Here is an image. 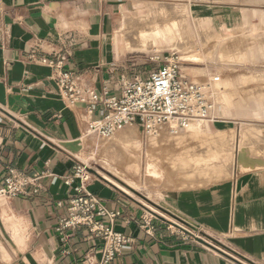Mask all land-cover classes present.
<instances>
[{
  "label": "crops",
  "instance_id": "obj_1",
  "mask_svg": "<svg viewBox=\"0 0 264 264\" xmlns=\"http://www.w3.org/2000/svg\"><path fill=\"white\" fill-rule=\"evenodd\" d=\"M134 1L138 3L132 12L124 8ZM152 2L158 4H142ZM197 3L222 9L226 25L264 27V0H0V186L10 167L32 174L48 163L51 171L36 194L0 203V264H89L85 260L91 254L98 264L101 258L102 240L89 230H76L67 242L55 231L72 194L66 177L73 173L80 118L88 105L73 107L61 98L43 58L71 50L66 68L78 74L81 85L118 95L123 76L145 75L152 69L128 66L129 61L120 65L114 58L115 36L108 37L113 12L120 9L117 34L126 16L162 5L201 10L205 25L215 30L212 10L189 7ZM159 43L141 52L119 45L121 53H148L158 52ZM92 110L94 118L104 113L102 105H93ZM244 113L260 119H209L223 123L217 133L224 137L213 145L205 133L195 136L203 128L197 125L173 136L168 151L173 158L165 167L171 170L145 197L155 195V200L148 199L172 216L264 264V113L250 109L229 115ZM195 137L204 138L202 145L201 141L194 145ZM160 142L155 140L154 150ZM90 190L108 208L122 212L116 228L133 237L108 264H239L103 181H94ZM143 216L151 218L153 235L140 227Z\"/></svg>",
  "mask_w": 264,
  "mask_h": 264
},
{
  "label": "rangeland",
  "instance_id": "obj_2",
  "mask_svg": "<svg viewBox=\"0 0 264 264\" xmlns=\"http://www.w3.org/2000/svg\"><path fill=\"white\" fill-rule=\"evenodd\" d=\"M136 3L138 2L127 3L124 5V8L132 12ZM142 4L152 6L158 3ZM189 7L209 8L212 10L215 17V30H211L208 25H205V21L201 19V10H188L186 7L162 5L157 10L165 11V13L169 14H166L162 18H155L154 16L151 18L148 16V19H153L157 22L154 24V27L158 28L156 35L161 38V32L170 34L175 26H178L179 41L175 39L170 44L157 39V36L151 40L135 42L124 31H121L120 28L117 34L115 28L117 19L120 16V9L115 10L113 18L110 21V34L108 35V37L115 36V48L111 46L115 53H112L114 58L120 61V65L125 61H129L126 62L128 66L131 63V65L140 70L155 69L160 63L159 61L151 60L155 52L137 53L126 50L124 53H121L120 45L123 49L141 52L144 51L143 47L151 48L161 41L162 45H159V51L176 53L181 61V70L182 68L184 70L182 72L185 75L187 74L191 79L197 82L214 83V77L219 78L214 84L217 90L214 94V106L211 113L212 120L225 121L228 118L234 117L260 119L253 114L244 113L238 116H230L229 114L230 111H249L250 109L257 110L262 114L264 113V27L252 24L243 26L238 23L226 25V23H222L221 14L223 10L210 4L197 3L194 6L191 4ZM170 13L173 14L170 15ZM146 14L139 15L138 13H132L130 17L126 16L123 22L131 25L137 19L144 20ZM191 15L197 16L191 18ZM155 30L157 29H151L149 32L154 34ZM186 37H189L190 40L185 43L183 39ZM191 123L190 127H187L183 131L194 129L196 128L194 127L195 125H197V128L203 127L195 136L201 137L200 135L205 133V135L210 137L208 141L210 140L211 145L217 140H222L224 137V135L222 136L217 133V129L223 123H214L209 121V119L193 120ZM164 128L159 137H146L142 130L134 125L125 128L112 138L106 140L89 136L80 141V146L74 152V155L91 169V172L96 176L94 177L96 181H103L114 188H116L114 186L116 185L118 191L129 196L131 195L134 199L143 202L147 207L149 206L148 209L151 207L156 210L150 209L151 211L157 212L159 215H163L169 220L178 223L172 215L164 214L152 202L146 201L140 195L146 196L148 189L160 184L161 182L159 181L166 178V172L171 170L165 167L170 166L169 163L173 158L168 151L172 138L175 140L176 136H169L171 134L166 130L167 127ZM199 137L193 138L195 146L199 141H201L200 145H202L204 138L201 139L202 137ZM155 140L163 142H160V145L158 144L157 150L153 148L157 144H154ZM137 156L140 157L138 163L137 160L133 159V157ZM102 175L108 177L113 182L108 181ZM176 179L177 176H175ZM158 195L161 196L160 194ZM154 196L148 193V198L151 197L155 200ZM180 224L183 225L182 223ZM2 225L4 227L5 223L2 222ZM183 226L197 237L207 240H209L208 237H212L223 243L215 235L203 231L200 232L196 227Z\"/></svg>",
  "mask_w": 264,
  "mask_h": 264
},
{
  "label": "built area",
  "instance_id": "obj_3",
  "mask_svg": "<svg viewBox=\"0 0 264 264\" xmlns=\"http://www.w3.org/2000/svg\"><path fill=\"white\" fill-rule=\"evenodd\" d=\"M71 57L72 51L66 50L62 54L44 57L42 63L51 68L58 94L68 105H88L87 113L80 118V141L89 136L110 139L133 125L146 137L161 136L164 127L171 135H177L193 120L211 119L217 90L214 84L219 78L214 77V83L191 79L182 72L180 58L174 52H155L151 60L159 61V66L145 75L123 76L118 95L107 88L97 91L93 86L81 85L78 74L66 68ZM93 105L104 107L101 117L92 116ZM46 167L32 174L10 167L0 186V203L36 194L42 187V180L51 175L48 163ZM94 177L91 169L76 158L73 173L66 177V183L72 188L67 213L59 219L55 231L62 241L67 242L76 230H89L95 238L102 240L98 264H108L125 244L133 241V237L116 228L122 212L108 208L104 199L90 190V185L96 181ZM140 227L153 235L148 216L142 217ZM90 256L87 255L85 262L94 264L92 254Z\"/></svg>",
  "mask_w": 264,
  "mask_h": 264
},
{
  "label": "bare ground",
  "instance_id": "obj_4",
  "mask_svg": "<svg viewBox=\"0 0 264 264\" xmlns=\"http://www.w3.org/2000/svg\"><path fill=\"white\" fill-rule=\"evenodd\" d=\"M158 7H160V6H153L152 8H150V10H149L150 14H148L149 13L148 12L145 15L146 18L144 20L143 19H137L131 25H128L127 23L123 22L120 25V30L121 31H124L127 34V36H129L135 42H138V41H146V40H151V39L155 38L157 36L156 33L158 32V28L154 27V24H156L157 22H155L153 19H148V16H150L151 18H153V16L155 18H162V17L166 16V14L167 15L169 14V13H165V11H159V10H157ZM172 14L173 13H170V15H172ZM151 29H157V30H155L154 34L153 33L151 34L149 32ZM171 30H172V28H171ZM178 33H179L178 26H175V28L170 32V34H165L164 32H161L162 38L157 36V39H161V41H166V42H168V44H170V43H173L175 39H177L179 41ZM183 40H185V43H186L187 41L190 40V38L189 37L188 38L186 37ZM145 46H147V45H145ZM155 47L156 46H153L151 48L143 47L142 49L143 50H151L153 48L155 49ZM156 49H157V51H159L160 48L157 47ZM182 70H183V68H182ZM188 127H190V126H188ZM133 159L137 160V163L140 161V157H138V156L137 157H133ZM131 161H132V159H131ZM102 176L105 179H107L108 181L109 180L112 181L108 177H106L104 175H102ZM150 209L156 211L155 209H153L151 207H150Z\"/></svg>",
  "mask_w": 264,
  "mask_h": 264
},
{
  "label": "water",
  "instance_id": "obj_5",
  "mask_svg": "<svg viewBox=\"0 0 264 264\" xmlns=\"http://www.w3.org/2000/svg\"><path fill=\"white\" fill-rule=\"evenodd\" d=\"M115 186V185H114ZM116 187V186H115ZM117 188V187H116ZM142 196V198H144L146 201L148 202H152L150 201L147 197H145L144 195L140 194ZM153 203V202H152ZM155 206L158 207V209L160 211H162L165 214L171 215L168 211H166L165 209L159 207L158 205H156L155 203H153ZM155 216H157L158 218L164 220V221H168L170 222L172 225L176 226L177 228H180L181 230L194 235L190 230H188L186 227H184L183 225L189 226L192 228L191 225L187 224L185 221H183L182 219L178 218V217H174V219H176L178 221H171L168 218L164 217L163 215H159L157 212L151 211ZM180 223H182L183 225H181ZM195 236V235H194ZM195 238L197 239L198 242H200L201 244L233 259L234 261H236L239 264H257L254 261L246 258L245 256L239 254L238 252L234 251L233 249H231L230 247L224 245L223 243H221L219 240L212 238V237H208L209 240L203 239L201 237H197L195 236Z\"/></svg>",
  "mask_w": 264,
  "mask_h": 264
}]
</instances>
